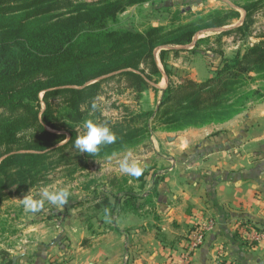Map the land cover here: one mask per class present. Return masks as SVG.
Masks as SVG:
<instances>
[{"label": "trees", "instance_id": "trees-1", "mask_svg": "<svg viewBox=\"0 0 264 264\" xmlns=\"http://www.w3.org/2000/svg\"><path fill=\"white\" fill-rule=\"evenodd\" d=\"M156 2L0 0V204L47 182L48 175L63 165L85 170L90 158L137 144L148 134L153 116L160 125L183 130L238 114L229 111L230 97L249 73H264V38L244 55L225 59L215 77L205 83L169 82L156 112L125 107L122 120L105 122L116 141L103 146L97 156L75 148L77 126L94 111L93 101L100 105L106 87L115 84L139 101L163 76H171L168 61L182 52L177 47L189 46L197 36L241 18L236 11L215 10L173 28L150 26L138 31L119 25V16L129 8ZM261 3L264 0L241 7L242 24L223 30L216 41L220 43L224 36L250 37ZM209 41L201 39L196 46ZM67 135L70 139L63 144ZM113 201L109 203L115 205L117 198ZM42 213L48 220L55 217Z\"/></svg>", "mask_w": 264, "mask_h": 264}, {"label": "crops", "instance_id": "crops-1", "mask_svg": "<svg viewBox=\"0 0 264 264\" xmlns=\"http://www.w3.org/2000/svg\"><path fill=\"white\" fill-rule=\"evenodd\" d=\"M156 136L159 165L151 158L147 180L119 194L101 229L86 210L46 221L35 212L0 264H181L189 235L211 221L192 264H264V99L228 120Z\"/></svg>", "mask_w": 264, "mask_h": 264}, {"label": "rangeland", "instance_id": "rangeland-1", "mask_svg": "<svg viewBox=\"0 0 264 264\" xmlns=\"http://www.w3.org/2000/svg\"><path fill=\"white\" fill-rule=\"evenodd\" d=\"M96 1L77 0L78 3ZM227 1H229V4H224L221 0H157L155 4L129 8L126 14L119 16V25L125 28H134L138 31H144L150 26L173 28L206 16L215 10L239 12L241 18L233 21L230 26L221 30L203 33L195 39L210 38L209 42H204L196 46L197 42L201 39L198 41L194 40L191 45L181 49L182 52L178 58L171 56L172 58L170 57L168 61L169 68L173 71L171 72V76L165 75L168 77L169 82H173L176 85L183 83L186 79H191V72H194L193 74L195 76L202 79V82L198 83H205L210 78L215 77L218 70L222 68L225 59L231 61L238 54L241 56L244 55L248 48L264 38V3H261L263 6L255 15L256 22L252 28V35L250 37L244 40H235L233 36H224L221 38L220 43L217 42L216 39L223 30H230L242 24L245 12L241 7L260 0ZM177 48L179 49L181 47ZM187 49L197 50L199 53L193 54L191 53L192 51H188ZM156 56L158 58V64L161 66L159 51H156ZM173 64H177L178 68L174 70ZM110 86L108 88L106 87V94L100 98V113L96 114L92 111L86 120L91 119L98 123H115L122 120L127 114L125 107H129L132 111L156 112L163 97V93L161 94L160 89H157V87L164 86V82L162 78L158 84H153L155 89L144 92L139 101L129 91L118 89V86L115 84ZM230 99L229 111L234 112V114H242L246 111L249 104L264 99V73L251 72L245 76L236 87L235 93L231 95ZM215 118H217V115L214 116ZM153 119L154 116L148 121L150 128L148 134L141 136L137 144H128L119 149V151H113L115 149L111 151L106 150L103 156L90 158L88 160L89 167L85 170L78 168L74 171L73 168L63 165L54 172H51L47 177V182L30 189L31 195L34 198H39L38 193L44 186L55 185L57 188L67 187L72 193L70 202L64 206H55L46 202L44 208L38 212L41 214L46 211L50 216H55L51 220H56L55 218L57 216L55 213L59 210L65 216L72 210L82 209L88 211L87 217L84 218L95 221L97 227L107 222V218L110 219L113 215L114 206L109 201L117 198V202L119 203L121 200L120 193L130 191V188L132 191L135 189L133 181L147 180L152 170L151 158L155 160L152 166L156 165L157 167L159 165L157 161L158 156L156 157L152 153L153 141L155 140L154 138H157V132L171 129L167 128V126L160 125ZM83 123L84 121L77 126L78 135H82L85 131ZM69 139V135H67V139L63 144L67 143ZM129 152L132 153L131 158L136 160L143 170L139 177H131L119 171L117 161L127 156ZM74 162L76 161H71L73 164ZM153 178L154 175L149 179L152 180ZM130 181L132 185L129 187L128 184ZM30 190L13 196L0 204V252L11 247L13 248L14 246H19L20 244L18 243L23 239L19 235L22 234L21 232L25 224L31 220H38L37 216H32L33 213L25 211L23 207L22 199L29 194ZM114 192H117L115 195L117 194L118 196L116 195L117 197L111 199L110 194L114 196ZM118 199L120 200L118 201ZM117 202L115 205L118 204ZM42 218L45 221L48 220L47 216H42ZM58 222H61L59 218ZM98 228L101 229L102 227L99 226Z\"/></svg>", "mask_w": 264, "mask_h": 264}, {"label": "clouds", "instance_id": "clouds-1", "mask_svg": "<svg viewBox=\"0 0 264 264\" xmlns=\"http://www.w3.org/2000/svg\"><path fill=\"white\" fill-rule=\"evenodd\" d=\"M100 105L95 101L92 103V109L99 110ZM83 128L85 129L82 135H77L75 139V148L80 153H88L90 156H97L102 147L111 145L116 141V136L111 128L106 123H98L89 119L84 121ZM132 153L117 161L119 171L131 177H139L142 174V168L137 161L132 159ZM72 193L67 187L57 188L55 185L44 186L40 189L38 196L34 198L31 195V190L23 199V207L28 212H38L44 208L45 203L64 206L70 202Z\"/></svg>", "mask_w": 264, "mask_h": 264}, {"label": "built area", "instance_id": "built-area-1", "mask_svg": "<svg viewBox=\"0 0 264 264\" xmlns=\"http://www.w3.org/2000/svg\"><path fill=\"white\" fill-rule=\"evenodd\" d=\"M214 223L211 221L200 228L195 229L188 237V243L184 249L181 264H192L194 254L203 246L205 238L213 230Z\"/></svg>", "mask_w": 264, "mask_h": 264}, {"label": "water", "instance_id": "water-1", "mask_svg": "<svg viewBox=\"0 0 264 264\" xmlns=\"http://www.w3.org/2000/svg\"><path fill=\"white\" fill-rule=\"evenodd\" d=\"M179 49H183V47L179 48Z\"/></svg>", "mask_w": 264, "mask_h": 264}]
</instances>
